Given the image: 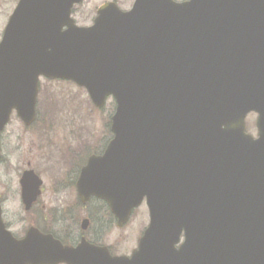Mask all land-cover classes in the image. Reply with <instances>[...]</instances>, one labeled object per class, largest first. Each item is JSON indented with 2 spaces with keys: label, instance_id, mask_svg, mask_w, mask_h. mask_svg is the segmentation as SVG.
Wrapping results in <instances>:
<instances>
[{
  "label": "water",
  "instance_id": "1",
  "mask_svg": "<svg viewBox=\"0 0 264 264\" xmlns=\"http://www.w3.org/2000/svg\"><path fill=\"white\" fill-rule=\"evenodd\" d=\"M83 2L19 0L0 42V134L14 112L35 122L41 78L86 89L97 109L113 98V139L78 192L118 228L146 201L150 224L116 256L35 228L18 240L0 206V264H264V0L109 2L80 27ZM21 185L29 210L42 181L27 171Z\"/></svg>",
  "mask_w": 264,
  "mask_h": 264
},
{
  "label": "rangeland",
  "instance_id": "2",
  "mask_svg": "<svg viewBox=\"0 0 264 264\" xmlns=\"http://www.w3.org/2000/svg\"><path fill=\"white\" fill-rule=\"evenodd\" d=\"M19 0H0V41L8 20ZM135 0H85L75 6L73 17L79 26H90L96 17L97 9L106 2H115L123 10H130ZM183 1V0H179ZM115 101L109 99L103 109L92 104L85 89L69 81L40 79V92L37 101L39 124L49 129L41 142L47 145L45 152L38 151L32 142H39V137L23 129L20 118L13 113L3 142L5 161L0 166V195L5 199V218L10 223L12 232L21 237L35 219L26 215L20 199L19 180L24 169L39 172L45 183L42 204L52 206L59 203L61 197L55 193L53 185L57 177H63L65 168L58 161L57 143H87L90 146L104 145L111 134L109 122L115 111ZM257 115L247 116V131L257 135ZM38 133V132H37ZM50 140V141H49ZM75 140V141H74ZM51 148V150H50ZM53 153V155H50ZM55 154V155H54ZM48 156L52 157L51 163ZM57 161V162H56ZM66 202L73 199L67 193ZM42 212V211H41ZM40 212V214H41ZM44 214V213H43ZM42 217L43 215H38ZM42 218L38 223H42ZM149 223V213L145 204L138 208L129 223L122 229L112 227L107 230L106 245L115 247L119 254L131 255L137 248L138 239ZM57 231V229H56Z\"/></svg>",
  "mask_w": 264,
  "mask_h": 264
},
{
  "label": "flooded vegetation",
  "instance_id": "3",
  "mask_svg": "<svg viewBox=\"0 0 264 264\" xmlns=\"http://www.w3.org/2000/svg\"><path fill=\"white\" fill-rule=\"evenodd\" d=\"M38 124L39 118L37 114L35 122L30 126L23 125V129L28 133H33L34 135H36V137H39L40 141L38 143H32L38 151L44 153L46 146L50 145L51 142H47L48 144H44V142L41 141L45 137V134H47V131L45 130H48L49 128L47 126ZM8 125L0 134V166L4 163L6 159L4 156L3 142ZM108 133L111 134V137L109 140L106 139L104 145L97 144L90 146L85 142L77 143L76 141L74 143H62V148L60 146L61 144L57 143V156L59 160L58 162L63 164L65 168V173L63 177H57L53 185L55 193L58 197H61V200L56 205H41L42 197L45 191L44 180L40 176L39 172H37L36 170L31 168L24 169L19 180L20 199L26 215H29L31 218L35 219V222L28 227V229L24 232L23 236L18 237L17 235H15L11 230L10 223L6 221L4 206L6 202L5 199L0 195L1 216L6 230L12 233V235L16 239L21 240L26 236V234L31 228H35L39 230L42 234L52 235L55 239L59 240L65 246L76 247L82 242V240H85L96 246L108 247L111 254L113 255H123L119 254L115 250V247H113L112 245H106L105 237L107 234V230L112 228L113 226L117 229L123 228H118V219L112 213L109 204L105 200L99 199L97 197H90L89 200L83 202L77 188L81 172L87 166L89 159L92 156L104 155L110 141L113 138L111 126H109ZM49 147H51V145ZM50 155H53V153H50ZM48 157V162L51 163L50 159L52 157ZM27 171H33L42 181V185L40 187V195L29 210L26 209V205L22 199L21 185V179L24 173ZM67 193H72L73 195V199L70 202L65 201L68 196ZM135 212L132 214L131 218L133 217ZM38 215L43 216L40 217ZM40 218H42L41 221L43 224L38 223V220ZM85 221H88V226L86 228H84ZM146 228L139 237L138 243L140 238L144 234Z\"/></svg>",
  "mask_w": 264,
  "mask_h": 264
},
{
  "label": "trees",
  "instance_id": "4",
  "mask_svg": "<svg viewBox=\"0 0 264 264\" xmlns=\"http://www.w3.org/2000/svg\"><path fill=\"white\" fill-rule=\"evenodd\" d=\"M109 125H110V122H109Z\"/></svg>",
  "mask_w": 264,
  "mask_h": 264
}]
</instances>
